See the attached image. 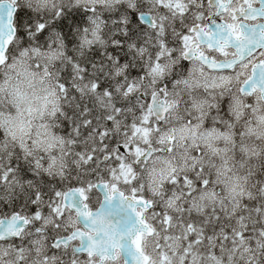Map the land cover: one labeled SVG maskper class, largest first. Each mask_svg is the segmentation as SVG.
Returning a JSON list of instances; mask_svg holds the SVG:
<instances>
[{
    "label": "snow or ice",
    "instance_id": "obj_1",
    "mask_svg": "<svg viewBox=\"0 0 264 264\" xmlns=\"http://www.w3.org/2000/svg\"><path fill=\"white\" fill-rule=\"evenodd\" d=\"M194 62L240 78L241 95L253 85L264 91V0H0V72L10 79L27 64L41 80L58 73L52 94L63 103L51 115L63 126L59 143L76 146L71 168L52 172L55 156L34 158L31 148L13 150L0 139V264L5 247L23 261L24 246L41 240L50 249L43 264H172L173 256L194 264L193 254L216 260L226 245L240 251L246 241L248 251L255 245L264 253V158L259 172L249 162L245 180L254 175L255 188L232 211L214 202L200 210L221 181L199 145L172 166L160 191L150 189L154 198L133 183L134 166L157 148L174 151L171 111L181 103V130L203 125L211 137L222 126L234 129L245 150L250 122L241 119L239 100L221 88L204 101L207 112H193L181 96ZM88 92L128 99L98 116L84 102ZM235 158L245 167L240 153ZM121 184L132 187L126 193ZM173 237L178 252L169 250Z\"/></svg>",
    "mask_w": 264,
    "mask_h": 264
},
{
    "label": "clouds",
    "instance_id": "obj_2",
    "mask_svg": "<svg viewBox=\"0 0 264 264\" xmlns=\"http://www.w3.org/2000/svg\"><path fill=\"white\" fill-rule=\"evenodd\" d=\"M149 11H156L155 5ZM156 15L159 16L158 11ZM231 58L229 56L224 59ZM40 62L41 64L44 63L43 60ZM190 67L193 76L189 78L187 88L181 86V96L187 97L193 112L201 108L207 112L208 104L204 101H210L213 93L219 95L221 88H223L225 96L230 95L239 100L241 103L237 105V108L241 119L250 122L244 137L245 150L241 152L239 141L234 135V129L222 126L223 134H221V130H217V133L211 137L203 134V125L191 131L181 130V118L185 107L181 103L179 108H173L171 111V124L178 129L176 132L177 144L174 146V151L172 153L162 152L157 148V152L146 165L134 166L136 180L133 183L137 186L142 184L144 186L143 192L154 198L153 191L150 189L160 191L159 184L166 179L172 166L182 165L184 159L190 156V151L196 150V145H199L201 150L209 153V159L215 165L211 170L214 173L217 170L220 172L219 179L221 181L217 188V195H209L207 205L202 201L200 210L203 211L205 207H211L214 202L217 208L223 207L232 211L234 209L233 201L241 194L246 196L249 190L255 188L254 175L245 180V176L248 175L249 162H251L254 171L259 172L261 160L264 158V91L259 86L253 85L248 94L241 95L239 89L243 83L240 78L223 71H202L200 65L195 62ZM34 71L36 70L29 71L27 64L19 65L10 74V79L3 72H0V113H2V117H0V139L7 141L8 147L13 150L21 144L26 149L31 148L34 158H39L41 153L46 154L45 159L55 156L56 158L51 161L49 167L52 172H59L61 167L71 168L73 155L69 153L74 154L76 151L75 145L59 143V137L64 134L63 126L58 125L51 115L54 106L63 103L61 99L52 94L53 84L59 74L55 73L52 80H41L40 75H32ZM117 96H120V99H117ZM83 99L84 102L92 105L99 116L106 109L111 110L114 104L121 103L128 98L117 93L111 100H108L107 98H98L96 94L88 92ZM249 100H251L250 106ZM57 127L60 128V131H56ZM54 132L56 133L55 138ZM186 139L188 141L187 146L185 144ZM160 147L167 148L168 145L165 143ZM236 153L242 155L245 167H240V161L235 158ZM225 161L227 163H224ZM78 171L83 172V169ZM93 179L95 180V178ZM131 187L132 185L125 187L121 184L120 191L127 193ZM99 199L103 201V196H100ZM93 202L95 203V199ZM70 226H76L75 217H72ZM163 236L164 232L161 231V237ZM155 239V237L151 238V240ZM163 243L168 244L169 241L164 240ZM214 243L215 241H213ZM170 245L169 250L172 252H178L181 248L178 237H173ZM24 248L22 254L24 259L18 261L16 259L17 253L5 247L3 251L8 254L3 257L4 264H9V262L11 264H43L44 256L48 255L50 251L48 244L43 240L32 247L25 245ZM248 248L249 245L246 241L240 251L226 245L225 251L218 254L220 259H209L205 253L193 254L192 259L194 264H248L249 260L252 261V264H264V253L255 245L252 246L251 252L248 251ZM148 251L158 261L151 241L148 245ZM66 259L67 257H65ZM171 260L172 264H179L180 257L173 256Z\"/></svg>",
    "mask_w": 264,
    "mask_h": 264
}]
</instances>
